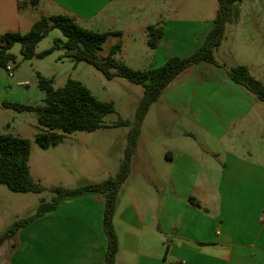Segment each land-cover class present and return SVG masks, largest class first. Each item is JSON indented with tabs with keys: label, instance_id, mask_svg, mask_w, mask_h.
I'll use <instances>...</instances> for the list:
<instances>
[{
	"label": "crops",
	"instance_id": "0c3cea01",
	"mask_svg": "<svg viewBox=\"0 0 264 264\" xmlns=\"http://www.w3.org/2000/svg\"><path fill=\"white\" fill-rule=\"evenodd\" d=\"M141 1L158 0H0V35L30 28L33 13L39 19L68 15L81 26L96 25L93 31L119 32L108 41L120 43L116 56L128 41L132 61L137 34L146 44L147 28L161 27L158 46L147 56L145 70H152L197 50L213 26L214 20L203 27L160 25L156 11L146 17L160 18L145 23ZM261 2L235 6L217 50L230 43L232 56L241 60L236 65L264 83ZM217 64L189 67L149 107L112 218L115 264H264V111L220 67L228 64ZM5 100L0 96V114L13 117L16 112L2 106ZM104 211L102 193L64 199L18 230L5 264H105Z\"/></svg>",
	"mask_w": 264,
	"mask_h": 264
},
{
	"label": "trees",
	"instance_id": "16d2710c",
	"mask_svg": "<svg viewBox=\"0 0 264 264\" xmlns=\"http://www.w3.org/2000/svg\"><path fill=\"white\" fill-rule=\"evenodd\" d=\"M34 0H31L33 3ZM242 0H217L218 9L212 28L205 36L204 42L197 50L186 57H170L162 66L152 70H134L115 57L121 50L120 43L114 44L104 59L97 54L110 36H120L119 32H96L83 28L73 17L68 15H52L41 17L24 33H5L0 35V69L6 70L8 65L15 63L16 57L11 53L15 45H19V55L23 61L44 59L56 50L65 51L63 57L70 58L74 64L87 63L102 73L107 79L122 77L143 89L133 121L118 119L111 127L128 128L124 158L114 177L95 184L76 188L61 186L51 188L53 194L49 202L41 200L34 216L13 223L4 233L0 234V246L14 237L18 230L34 219L54 211L66 198L79 197L87 193H102L105 197L103 229L107 236V252L105 264H115L117 254V237L112 225L117 195L120 187L127 180L131 159L135 153L136 143L141 125L149 107L155 103L166 87L189 67L208 62L219 65L214 60V53L225 37L226 26L233 15V9ZM58 30L62 39H54L52 47L37 53V45L48 34ZM161 27L149 26L146 30V45L155 50L162 37ZM222 67L228 78L235 84L264 103V83L255 79L246 66L236 65ZM38 89L45 94L44 104L40 106L24 105L17 102H2V106L16 113H33L41 132L35 135L36 145L47 150L56 147L64 134L74 132H95L106 128L103 119L114 112L111 102L99 101L80 82L67 80L61 88L54 89L53 79L37 74ZM30 142L27 139L11 134H0V185L10 192L22 194H41L45 187L35 181L29 168ZM197 208L200 204L190 198Z\"/></svg>",
	"mask_w": 264,
	"mask_h": 264
},
{
	"label": "rangeland",
	"instance_id": "374dc122",
	"mask_svg": "<svg viewBox=\"0 0 264 264\" xmlns=\"http://www.w3.org/2000/svg\"><path fill=\"white\" fill-rule=\"evenodd\" d=\"M138 6L144 8L145 23H155L160 16L146 17L151 11L161 15L160 25L172 22L197 24L196 26L209 25L216 17L217 0H158L141 1ZM264 11V2H261ZM39 20V14L33 13L29 18L30 23ZM22 28L21 34L26 33L29 26ZM81 26V25H80ZM94 26H82L87 30L96 29ZM188 31V30H187ZM187 35L180 42L186 41ZM54 39H62L58 30L51 31L36 47V52H42L53 45ZM137 58L130 51V46L125 43L122 55L115 58L122 63L128 62L136 69H148L147 65L153 52L146 46L143 33L137 34ZM114 39L103 45L98 52L99 59H104L108 54ZM177 42V41H176ZM19 45L11 49L16 57L12 68V77L5 70L0 69V96L7 102H17L24 105L40 106L44 104L45 94L38 89L37 74L53 79L54 89L61 88L67 80L80 82L99 101L111 102L114 112L103 119L106 128L95 132H74L64 134L62 141L47 150L40 149L34 142L35 135L41 132L33 113H15L13 117L0 114V134H11L30 142L29 168L35 181L45 187L41 194H22L10 192L5 186L0 185V234L4 233L13 223L35 215L39 202H49L53 194L51 188L61 186L76 188L89 184L99 183L107 179L108 173L115 176L120 163L124 158L122 146L127 143L128 128L111 127L118 119L133 121L143 89L122 77L107 80L101 72L87 63L74 64L68 57H63L65 51L56 50L50 56L38 60L23 61L19 55ZM230 43L214 53L216 62H225L229 67L235 66L241 60L231 54ZM264 52V46H261ZM256 64L259 62L256 61ZM126 65V64H125ZM129 67V66H128ZM264 81V80H262ZM258 110L264 111V103H259ZM152 115H150V118ZM149 129V130H148ZM150 128L147 127V133ZM152 132V131H151ZM92 153L96 156L93 157ZM14 237L5 241L0 246V264H5L7 256L11 253Z\"/></svg>",
	"mask_w": 264,
	"mask_h": 264
},
{
	"label": "built area",
	"instance_id": "2783aa9c",
	"mask_svg": "<svg viewBox=\"0 0 264 264\" xmlns=\"http://www.w3.org/2000/svg\"><path fill=\"white\" fill-rule=\"evenodd\" d=\"M5 71L8 73V76H9V77H12V76H13V74H12V68H11L10 65L7 66V68H6Z\"/></svg>",
	"mask_w": 264,
	"mask_h": 264
}]
</instances>
